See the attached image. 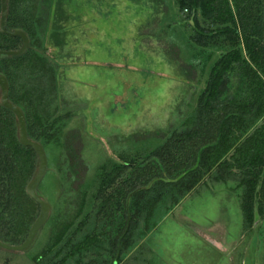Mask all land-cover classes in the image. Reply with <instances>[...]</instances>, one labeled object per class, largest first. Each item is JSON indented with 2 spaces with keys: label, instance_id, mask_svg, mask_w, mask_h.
Here are the masks:
<instances>
[{
  "label": "rangeland",
  "instance_id": "obj_1",
  "mask_svg": "<svg viewBox=\"0 0 264 264\" xmlns=\"http://www.w3.org/2000/svg\"><path fill=\"white\" fill-rule=\"evenodd\" d=\"M38 6L41 20L32 39L37 38L40 44L34 46L54 67V76L43 78L41 85L57 95L49 107L48 122L54 125L39 141L47 171L37 190L50 203L51 212L30 248L0 249V264H210L204 254L211 251L210 244L202 233L188 228V222L202 227L223 223L210 228L212 240L220 234L238 239L245 223L241 249L232 251L237 257L226 258L224 264H251L253 248V264H264V207L256 223L254 217L244 222L245 214L231 197L221 199L203 190L173 207L172 199L185 186L166 185L179 175L163 159L166 144L174 142V132L191 129L189 118L207 86L210 69L233 46L195 44L187 12L176 0H39ZM203 20L200 17V25L213 27ZM239 80L235 68L215 102L245 97V83ZM12 100L24 109L20 101ZM9 118L14 138L16 118ZM125 162L132 166H123ZM37 165L34 157L32 171L23 180L24 192ZM109 173L120 177L96 197ZM140 176L145 177L131 191L129 182ZM78 191H86L87 202L53 247L51 214L58 211L59 201L60 222L64 214L78 211L79 197L73 198ZM108 195L111 200L105 206L103 198ZM66 200L77 202L68 206ZM38 213V204L28 201L25 227L15 234L5 212L0 240L23 242ZM85 214L89 217L80 226ZM129 223L133 227L124 247ZM254 229L257 240L252 246ZM115 238L117 247L112 248Z\"/></svg>",
  "mask_w": 264,
  "mask_h": 264
},
{
  "label": "trees",
  "instance_id": "obj_2",
  "mask_svg": "<svg viewBox=\"0 0 264 264\" xmlns=\"http://www.w3.org/2000/svg\"><path fill=\"white\" fill-rule=\"evenodd\" d=\"M176 3L181 11L187 12L186 18L193 29L192 41L195 44L201 47L229 44L233 47L222 54L210 69L207 86L197 98L195 114L189 118V123L193 124L191 129L179 134L174 132V142L170 146L166 144L167 151L164 152L163 159L172 172L179 171V177L175 182L165 183L170 186H185L183 190L181 188L178 197L172 199L171 205L177 204L201 175L213 167L222 173L234 167L258 168L257 173L250 175L252 179L248 180L249 184L257 182L264 167V157L258 156L264 148V136L256 142L247 138L244 149L238 147L229 152L234 149L242 135L264 115V0H176ZM38 4L39 0H8L6 29L9 32L13 29L24 30L29 38V46L21 56L0 55V61L4 63V71L0 74L8 80L9 100L18 104L12 100L17 99L24 106L22 111L28 137L39 142L44 133L49 134L48 130L51 131L54 125L53 122H48L52 113L49 107L56 102L57 95L48 93V89L41 85L43 78L54 76V67L34 46L40 44L37 38L32 39L36 25L41 20L37 16ZM200 17L213 27L200 25ZM21 42L19 37L0 32V50H16ZM235 68H238L239 81L245 83L246 96L239 99L232 97L222 103L215 102L220 91L224 89L227 76ZM10 115L14 114L0 104V218L7 212L11 228L18 234L25 227L28 201L35 202L26 191L24 192L22 185L25 177L32 171L33 160L37 156L31 147L18 141L16 134L12 138L10 125L13 122L9 118ZM53 130L55 132L53 131L52 135H55L57 129ZM41 144L43 146V143ZM237 151L245 154L246 161L240 162ZM229 153L228 160L220 161ZM123 166L132 165L125 162ZM254 174L258 176L254 178ZM119 177L120 174H106L96 197ZM144 177H135L132 184L129 182V189L132 191L135 184L140 183ZM249 191L244 197L243 207L245 218L251 220L255 214L252 204L254 191ZM66 194L72 193L68 191ZM76 195L79 197V210L73 215L64 214L63 221L58 220L61 214L58 213L61 209L60 201L56 206V214H51L50 219L55 225L52 228L54 239L50 240L53 247L74 225L87 202L86 191L73 193L75 200ZM132 195L142 197L141 192H134ZM110 200L111 195L104 197L103 204L106 206ZM155 201L151 200L150 207ZM76 202L66 200L65 204L69 206ZM257 213L261 214L262 210L259 209ZM88 217L89 214H85L79 225L81 226ZM128 225L123 236L124 247L129 245L128 239L133 227L132 223ZM111 246L117 247L116 238Z\"/></svg>",
  "mask_w": 264,
  "mask_h": 264
},
{
  "label": "crops",
  "instance_id": "obj_3",
  "mask_svg": "<svg viewBox=\"0 0 264 264\" xmlns=\"http://www.w3.org/2000/svg\"><path fill=\"white\" fill-rule=\"evenodd\" d=\"M263 117L264 115L260 119H258V121L255 124H253L244 135H242L240 140L235 145L234 149L229 151L230 153L233 152V150L237 149L238 147H241L242 149H244V142L246 141L247 138L248 139L250 138L252 142L253 141L256 142V140L264 136V120H263L264 118ZM230 153L226 154L224 159H221L220 161H223L225 159L228 160ZM237 153H238L237 154L238 158H240V162L246 161L245 154L240 153L239 151H237ZM260 155L264 157V148L258 154V156ZM247 167L248 166L240 167V168L234 167V168L226 170L225 173H222L221 171H217V168L213 167L211 170L201 175L200 179L192 186V188L189 191L186 192L184 197H182L178 201V203L183 198L188 197V196L191 197L192 195L197 194L199 191L203 190L207 192V194L218 195V197L220 195L221 199H223V196L229 197V198L231 197L233 201L239 204V209L243 211V215H244V207H243L244 201H245L244 197L250 192L249 191L250 189H253L254 196L252 199V204H253V210L255 211L254 222L256 223L258 220L257 211L259 209L263 210V207H264V182H263L264 167H263L262 172L259 175L257 182L250 183V184L248 183V180L252 179L250 175L253 173H257L258 168L256 169V171H253V169L251 170V168H247ZM214 169H216V172L214 171ZM255 176H258V174L257 175L254 174V178ZM177 204L171 205V206L175 207ZM169 210L170 211L172 210L171 207L169 209L168 208L166 209V211H169ZM244 222H245V216H244ZM213 225L215 226L223 225L224 226L223 223L218 224V222H215V223L210 224L208 227H202L198 224H193L191 222L190 223L188 222V228H192L191 230H195L199 233H202L203 238H205V240H207V243H209L212 246V247L210 245L207 246L211 251L204 253L205 257H207L210 260V264H220V263L224 264L226 258L237 257L235 256L237 255V253L232 254V251L234 249H237V250L241 249L239 244H241V241L243 238L242 232H243V227L245 223L244 225H242L238 239H235V240L229 239L227 234H220V236L213 238L212 240L210 238V231H212L210 228ZM157 226L158 224L156 225V228ZM255 231L256 230L254 229V234L252 236L253 237L252 246L253 245L255 246V243L257 240L255 237V234H256ZM205 235H207V237H205ZM249 254L251 257V264H253L254 248L249 252Z\"/></svg>",
  "mask_w": 264,
  "mask_h": 264
},
{
  "label": "water",
  "instance_id": "obj_4",
  "mask_svg": "<svg viewBox=\"0 0 264 264\" xmlns=\"http://www.w3.org/2000/svg\"><path fill=\"white\" fill-rule=\"evenodd\" d=\"M8 18V0H0V32L12 37H19L21 45L16 50H0V55L7 56H21L29 46V38L27 33L22 29H13L11 32L7 31L6 23ZM9 85L7 78L0 74V104L9 109L15 116L17 122V137L18 141L27 147H31L37 156V169L32 178L26 184V194L35 201L39 206L38 216L31 224L26 238L20 244H10L0 240V249H5L11 252H23L30 248L34 242L39 230L47 222L51 212V205L46 198L38 193L37 189L47 171V156L44 147L38 141L28 137L26 130V120L22 109L13 104L8 96Z\"/></svg>",
  "mask_w": 264,
  "mask_h": 264
}]
</instances>
